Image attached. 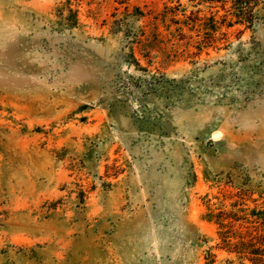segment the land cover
Returning <instances> with one entry per match:
<instances>
[{
	"label": "rangeland",
	"instance_id": "374dc122",
	"mask_svg": "<svg viewBox=\"0 0 264 264\" xmlns=\"http://www.w3.org/2000/svg\"><path fill=\"white\" fill-rule=\"evenodd\" d=\"M253 2L0 0V264L231 258L216 216L264 209Z\"/></svg>",
	"mask_w": 264,
	"mask_h": 264
},
{
	"label": "trees",
	"instance_id": "16d2710c",
	"mask_svg": "<svg viewBox=\"0 0 264 264\" xmlns=\"http://www.w3.org/2000/svg\"><path fill=\"white\" fill-rule=\"evenodd\" d=\"M207 3H221L225 5L230 2V19L226 21V18L222 20V25L226 28H231L234 25H242L245 27L251 26L252 9L254 7L253 0H206ZM213 22L207 28L203 30L209 31L210 36L218 31L217 22L212 18L208 19ZM185 22L179 23L186 26V21H190L189 18L184 20ZM199 19L195 18L191 22L194 24ZM202 29V28H201ZM205 34V33H204ZM179 36H182L179 34ZM204 44H207L204 42ZM252 217L255 218L254 225L257 227L249 229L245 234L238 233L232 229L231 223L239 221L238 217L231 215V213L220 212L217 216V225L219 226L218 249L224 251L231 258L226 259L225 264H264V209L262 211H252ZM228 223L224 224V221ZM253 224V222H250ZM212 262L209 261L208 264Z\"/></svg>",
	"mask_w": 264,
	"mask_h": 264
},
{
	"label": "bare ground",
	"instance_id": "6f19581e",
	"mask_svg": "<svg viewBox=\"0 0 264 264\" xmlns=\"http://www.w3.org/2000/svg\"><path fill=\"white\" fill-rule=\"evenodd\" d=\"M217 137H218V135H217Z\"/></svg>",
	"mask_w": 264,
	"mask_h": 264
}]
</instances>
